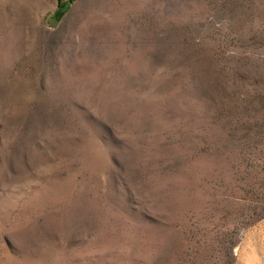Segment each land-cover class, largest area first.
<instances>
[{
	"label": "rangeland",
	"instance_id": "1",
	"mask_svg": "<svg viewBox=\"0 0 264 264\" xmlns=\"http://www.w3.org/2000/svg\"><path fill=\"white\" fill-rule=\"evenodd\" d=\"M0 264H264V0H0Z\"/></svg>",
	"mask_w": 264,
	"mask_h": 264
}]
</instances>
